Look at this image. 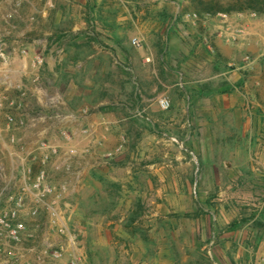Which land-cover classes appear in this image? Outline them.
I'll return each instance as SVG.
<instances>
[{"label":"rangeland","instance_id":"obj_1","mask_svg":"<svg viewBox=\"0 0 264 264\" xmlns=\"http://www.w3.org/2000/svg\"><path fill=\"white\" fill-rule=\"evenodd\" d=\"M124 1L125 45L79 40L76 51L70 48L75 56L66 48L52 61L57 75L52 70L42 74V68L37 93L28 90L23 104L12 108L18 121L23 116V124L8 128L10 109L0 108V191L21 186L27 152L41 139L64 145V130L73 133L90 123L98 137H105L103 144L80 141L90 151L75 159L69 173L49 168L52 182L67 185L63 209L88 264H264V13L234 11L252 16L238 26L243 33L251 27L254 31L251 51L240 63H228L238 71L234 86L221 79L219 90L208 91L206 69L189 74L201 91L165 86L153 79L154 72L148 84L139 80V88L133 70L143 47L154 49L156 72L168 79L165 44L147 46L152 33L165 41L172 20L197 13L200 2L227 6L240 0ZM197 14L185 18L197 21L202 16ZM94 30L83 33L89 36ZM29 32L31 42L37 40V28ZM133 37L143 46H134ZM8 92L19 100L16 90ZM162 97L170 100L168 109L160 106ZM116 148L113 157L105 156ZM45 220L38 217L36 237L20 253L35 256L46 241L66 238ZM29 247L34 250L25 249ZM12 258L8 251L0 252V264H12Z\"/></svg>","mask_w":264,"mask_h":264},{"label":"crops","instance_id":"obj_2","mask_svg":"<svg viewBox=\"0 0 264 264\" xmlns=\"http://www.w3.org/2000/svg\"><path fill=\"white\" fill-rule=\"evenodd\" d=\"M126 10L128 7L124 0H102L101 3L99 0H3L0 5V14L2 18L4 17L0 20V40L6 43L4 49L7 60L0 64V104L2 103L1 93L22 76V69L34 50V53L45 56L46 69L42 67V74L52 70L53 74L57 75V67L52 69L54 63L52 61H56L59 51L61 53L66 48L68 54L72 53L75 56V48L79 40L100 39L108 45L114 44L115 47L125 45L127 37L123 34L121 24ZM185 17L186 15L182 14L181 18L184 20L176 22L175 19L172 20L170 25L172 28L165 41L160 38L159 33L156 35L152 33L148 37V48L158 49L163 43L165 44L163 56L166 59L165 71H163L168 79L161 78L158 71L156 72L157 67L153 64L156 60L154 49H147V51L143 47L138 50L141 61L136 58L134 62L136 68L133 71L139 77L137 83L135 81L139 88L143 85V81L147 84L151 81L149 73L154 72L156 74L153 79L163 82L165 86L172 87L180 84L186 91L195 88L201 91L203 88L198 85L199 81L189 74H194V71L203 72L206 69L211 79L207 85L208 91H215L214 87H217L221 79L222 82H227V86L233 84L232 78L238 75V71L229 69L228 63L230 60L241 61L240 59L251 51L253 47L251 40H254L253 27L250 30L247 28L243 33V29L238 26L239 21L249 22V18L253 17L247 13L235 14V12L227 16L204 14L197 21L186 20ZM139 18L142 21L145 17ZM154 20L150 18L151 22ZM183 21L185 22L182 24ZM33 27L37 28L38 38L31 42L29 31ZM90 27L98 32L94 30L87 36L88 34L85 35L83 31ZM66 43L69 44L65 45ZM60 44L64 45L61 49ZM72 46L75 51H71ZM23 50H27L28 54H25ZM64 54L66 53L63 52ZM88 57H91V54ZM172 75H175L174 80L171 79ZM140 79L143 81L139 82ZM70 80H67L68 85L71 84ZM223 84L225 85L222 87H225L226 83ZM62 85L65 84L62 83ZM61 100L64 101L63 98ZM81 117L87 118L84 114H81Z\"/></svg>","mask_w":264,"mask_h":264},{"label":"built area","instance_id":"obj_3","mask_svg":"<svg viewBox=\"0 0 264 264\" xmlns=\"http://www.w3.org/2000/svg\"><path fill=\"white\" fill-rule=\"evenodd\" d=\"M30 1V0H28ZM3 0H0V5ZM23 3V1H21ZM221 16H227L228 13H218ZM189 18H198V14L189 12L186 14ZM4 18V17H3ZM0 14V20L3 19ZM132 42L136 47H142L143 42L139 37H133ZM6 45L4 40H0V64L7 60V53L4 49ZM28 54L27 50H23ZM46 60L42 54L33 53L28 63L22 69V75L19 82L14 86L10 85L7 90L1 93L0 108L7 107L6 114L8 128L23 124V116L17 119L13 113L14 106H21L24 97L28 95V90L33 89L37 93L40 71L45 66ZM29 83L35 88H31ZM13 88L18 94L19 100L10 97L8 90ZM160 106L168 109L171 105L166 97L160 99ZM83 114H88V109L82 110ZM47 115H42L39 119H45ZM107 123L106 119L100 121ZM34 124V123H33ZM95 126L90 123L88 126L77 128L73 133L70 130H64L63 136L66 140L62 145L58 142L41 139L36 147L27 152V162L23 166V179L21 186L13 191L11 186H5L0 191V252L8 251L13 257L12 264H88L80 247L77 238L70 230L64 212V199L66 196L67 185L54 183L49 176V168L53 171H63L69 173L77 157L87 154L90 147L86 144L80 145V141H100ZM109 129V127H107ZM45 137V136H44ZM14 140V137H13ZM79 142H77V141ZM120 148L109 149L105 152L106 157L114 156ZM46 218L47 226L57 235L66 237L60 242L46 241L44 248L35 256L20 253L26 241H34L35 231L41 226L37 223L38 217ZM27 251H33L34 247L25 248ZM25 258V259H24Z\"/></svg>","mask_w":264,"mask_h":264},{"label":"trees","instance_id":"obj_4","mask_svg":"<svg viewBox=\"0 0 264 264\" xmlns=\"http://www.w3.org/2000/svg\"><path fill=\"white\" fill-rule=\"evenodd\" d=\"M246 10H254L258 13H264V1L260 2L259 0H244L239 1L238 3H231L227 6L215 4H206L200 2L198 5V11L200 15L203 14H218V13H230V12H244Z\"/></svg>","mask_w":264,"mask_h":264}]
</instances>
